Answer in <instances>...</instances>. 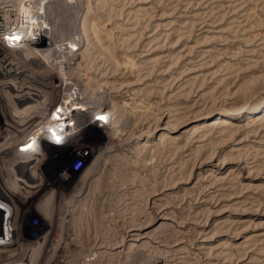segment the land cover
Masks as SVG:
<instances>
[{"label":"rangeland","instance_id":"obj_1","mask_svg":"<svg viewBox=\"0 0 264 264\" xmlns=\"http://www.w3.org/2000/svg\"><path fill=\"white\" fill-rule=\"evenodd\" d=\"M71 1L82 7L60 0L45 8L56 40L77 48V57L67 64L58 49L55 61L43 58V43L32 51L33 95L25 73L5 82L0 66V130H7V105L23 114L30 102H53L54 93L58 101L42 120L49 135L68 78L82 86L83 101L106 100L110 113L106 123H88L90 148L54 144L48 158L28 160L27 171L11 165L25 121L0 136V167L7 168L0 171L1 253L18 252L13 229L23 222L32 242L26 256L20 251L26 259L31 250L45 262L61 244L70 253L63 264L74 254L83 264L89 236L119 237L140 224L150 236L147 253L167 257L161 244L181 241L176 259L161 263L264 264V0ZM46 234L51 253L44 254ZM125 251L105 262L125 261Z\"/></svg>","mask_w":264,"mask_h":264},{"label":"bare ground","instance_id":"obj_2","mask_svg":"<svg viewBox=\"0 0 264 264\" xmlns=\"http://www.w3.org/2000/svg\"><path fill=\"white\" fill-rule=\"evenodd\" d=\"M58 1H60V0H0V23H2V22L4 23L3 25L2 24L1 25L3 26L4 35L6 37L5 39H8L7 46L9 47V49H6L5 47L2 46V43L0 41V57H3V58H0V62H1L0 66L5 67V70L7 72L5 77L3 78L4 79L3 81L9 82V80H11L12 77H14V76L19 77L20 75L25 73L24 76L29 77V80H28L29 83L26 86L29 87V92H31L32 95L34 93H37V91H38V88L36 85V82L38 80H37L36 75L32 72L33 71V69H32V62L33 61H29L30 57H33L32 55H30L33 53L32 51L37 50L39 53V50L41 49V48H39V45H42V43H43V46L45 45V47L40 52L41 56L43 58L55 61L54 58L51 56L58 49H62V51L64 53L67 52L66 53V57H68V63L67 64H71L72 59L74 57H77V54H78V53H74V50H76L77 48H71L69 46V49L67 50L66 48H68V47H62V44L58 42L59 40L58 41L56 40V37L58 35L55 37V33H56V30L54 27L55 25L53 26V23H52L54 18L52 19V16H50L51 15L50 11H48L45 8V6L47 7V4L49 5V3H54V2L58 3ZM70 2H72V5L75 3V1H71V0H70ZM70 4L71 3H69V5ZM73 6L82 7V4H74ZM54 14H55V12H54ZM54 14H53V16H54ZM59 31H61V29ZM11 40H13V41H11ZM24 50H27V52L23 53L22 51H24ZM2 51L6 54H3ZM58 51H60V50H58ZM59 53H61V52H59ZM22 54L27 55V56H25V57H27V61L25 59L24 60L21 59ZM65 62H67V60ZM7 65L9 67H7ZM24 66H26V68H29V70H31V71H29V70L27 71V69L23 68ZM12 67H14L16 70H12L11 69ZM30 72H32V73H30ZM48 81H49V79H48ZM62 82L64 84H66V88L64 89V91H66L65 100L61 101L59 103V107H57V111H56L57 116L48 120V124H50V127L53 129V131L56 134L54 137H52V132L49 131V135L46 133V128H45L44 124H42V120L44 119V117L46 118V113L49 110L48 103H51V105H53L55 100L57 99V97L55 96L54 93L49 96V98L51 97V99H53V102H50V101L47 102L45 100H41V103L36 102V101L33 103L30 102V104H27V106L25 107L26 112L23 114L21 112L19 114H17L18 111L12 107V103L7 105L6 109H3L4 110L3 111L4 118H2L1 121L7 126V130L6 129L4 131L0 130V136L8 133V131H12L13 130L12 128H16L17 125H19L16 123L17 122L18 123L23 122V120L25 121L24 126H26V128H27L25 130V131H27L25 136L24 135L21 136V134H22L21 131L19 132V134L16 138L13 135L14 136L13 140L16 139V142H15V145H13V148L18 149L16 157L14 158V160L12 161L13 163L11 164V165L15 164L14 170L19 169L22 171V169L25 168V170L27 171L25 164L32 157L39 158V162L48 158L46 151L48 149H50L52 147V145H54V144L57 146H61L60 144H64L66 146L72 145L73 147L83 149V151L87 150L88 148H90V145H87V144H89L87 142V140L89 138H87V137L90 136V133H89L91 130L90 124L92 122L94 123L95 121H97V122L103 121L106 123L107 119L104 120V118L106 117V114L110 113V111L108 109H106V107H107V103H105L106 100L102 101L100 104H97V105H94L91 102L83 101L85 99V96L83 95L82 86L74 88L75 86H72L73 80L69 79V78L65 81L63 80ZM17 89L18 88H16L14 92H16ZM75 89H80V90L78 92H76ZM16 93H19V90ZM57 101H58V99H57ZM78 103H81V104H78ZM22 110H24V108L20 109V111H22ZM41 110L44 113H40L39 111H41ZM238 111H240V109ZM90 112H95V116L92 119H86L87 118L86 115ZM228 115H230V114H228ZM263 115H264V111H263ZM88 123H90V124L88 125ZM86 124L88 126H86ZM59 130H62V131H59ZM84 130L86 133L84 132ZM29 133L31 134V139L34 138L32 140H34L35 143H39V146L37 148H33L31 146V144H30V141H32L31 139L25 140L26 135ZM80 133L81 134H87V135L83 139L82 137H80V135H81ZM60 134H62L60 144L59 143L56 144V141H58L57 136H59ZM9 135H11V134H9ZM53 141H55V143ZM119 144L121 145V143H119ZM60 148L64 149V146H61ZM84 154H86V153H84ZM6 169H7L6 166L0 167V171L2 173L5 172ZM23 173H24V171H23ZM62 178L67 179V176H63ZM4 184H6V183H4ZM5 186L6 185H3L2 188L3 189L6 188ZM3 192H5V190H1L0 195L3 194ZM94 192H92V193H94ZM92 197H93V195H92ZM86 199H88V197ZM84 201L86 202V200H84ZM52 203H53V201H52ZM82 205H81V207H82ZM63 207H62V209H64ZM76 207L78 208V206H76ZM84 209H85V207L83 209L80 208L79 209L80 211L78 210L80 216L85 214L86 210L84 212L82 211ZM91 211L92 210H90V212ZM65 212H66V208H65ZM71 212L73 214V210H71ZM59 217H61V216H59ZM62 217H61V219H62ZM75 217H78V216L76 215ZM46 218H47V216H46ZM64 219H65V217H64ZM85 219H86V216H85ZM48 220H49V218H48ZM78 220H79V218H78ZM59 221H61V220H59ZM77 222H79V221H77ZM22 223L23 222H20V224H18L19 227H17L18 226L17 225L13 229L14 234L16 235V238H15L16 244L18 247H20L18 252H9L8 251V252L1 253L2 248L0 247V253H1L0 254V264H63L64 260L70 256V253H68V251H66L64 246L59 244L55 248V250L53 251L52 255L51 256L48 255V256H50V258L47 257L45 259V262H44V256L42 257L39 255V257L38 258L36 257V259H35V256L33 255V251H31V250H29V252H28L29 255H28V258L26 259L23 254H25V256L27 255V253H25L26 248H27V246H30V244L32 242L29 240V238H27V235L25 234L24 227H23ZM72 223H74V222H72ZM53 224L55 225V223H53ZM54 225H53V227H55ZM75 225H74V228H75ZM50 228H51V226H50ZM59 228H60V226H59ZM122 229H123L122 235L119 237L118 236H110L108 234H99V233L93 237L89 236L87 238V240L89 242V247H88V249H86V252H85L86 260H85V262H83V264H107L105 262L106 258H112V257L117 256V255L119 256L120 253L124 254V252H126L125 251L126 249H128L127 252H130V254L128 255V257L125 261L122 259L123 262H121L119 264H166V263H161V262L167 261L168 260L167 258L172 257V256L173 257L171 258V260H168V261L175 260L176 255L178 254V252H180V249H177V246L179 245V243H181V241L176 242V243H172V244H169V242L166 244H161V245H165V247H167V249L164 252L165 256H167V257H164L160 254L147 253L145 250H143V244H144L143 239L145 237H150L148 234H146V232H143V230L146 229V226H141L140 224H134V225H130L128 229H124V228H122ZM60 233H61V231H60ZM61 234H63V233H61ZM44 236L49 237V238L45 239L42 236L45 239L44 243H43L44 249L42 248L44 251V254H45L46 252L49 251L48 244H49L50 236L49 235L47 236V234ZM52 237H54V236H52ZM57 238H56V240H57ZM155 241H157V240H155ZM162 241H164V240H162ZM52 242H54L53 239H52ZM50 250H52V249H50ZM20 251L23 252V254ZM40 251H42V250H40ZM36 254H37V252H36ZM73 256H74V258L69 260V262H67V264H81L79 262H76L77 254H74Z\"/></svg>","mask_w":264,"mask_h":264},{"label":"built area","instance_id":"obj_3","mask_svg":"<svg viewBox=\"0 0 264 264\" xmlns=\"http://www.w3.org/2000/svg\"><path fill=\"white\" fill-rule=\"evenodd\" d=\"M59 131H62V130H59ZM62 134H63V133H62ZM62 134L59 135L60 137L57 136V138H58V141H56L57 143H60L61 138H62V137H61ZM52 136H55V132H54L53 130H52Z\"/></svg>","mask_w":264,"mask_h":264}]
</instances>
